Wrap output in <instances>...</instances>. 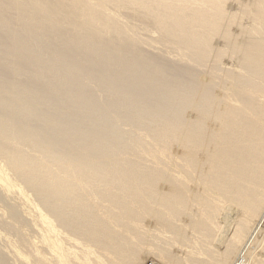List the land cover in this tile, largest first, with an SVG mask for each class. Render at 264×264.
Here are the masks:
<instances>
[{"label": "bare ground", "instance_id": "obj_1", "mask_svg": "<svg viewBox=\"0 0 264 264\" xmlns=\"http://www.w3.org/2000/svg\"><path fill=\"white\" fill-rule=\"evenodd\" d=\"M0 241L264 264V0H0Z\"/></svg>", "mask_w": 264, "mask_h": 264}, {"label": "rangeland", "instance_id": "obj_2", "mask_svg": "<svg viewBox=\"0 0 264 264\" xmlns=\"http://www.w3.org/2000/svg\"><path fill=\"white\" fill-rule=\"evenodd\" d=\"M1 242V241H0ZM151 260H150V259ZM148 259V260H147ZM148 261V262H147ZM151 261L153 262V263H151ZM144 262V263H143ZM142 262V264H158V261H157V259L156 258H153L152 256H149L148 258H146L145 259V261H143ZM155 262V263H154Z\"/></svg>", "mask_w": 264, "mask_h": 264}]
</instances>
